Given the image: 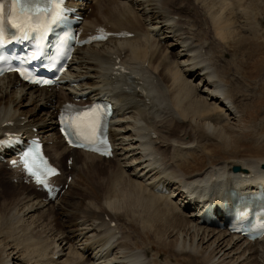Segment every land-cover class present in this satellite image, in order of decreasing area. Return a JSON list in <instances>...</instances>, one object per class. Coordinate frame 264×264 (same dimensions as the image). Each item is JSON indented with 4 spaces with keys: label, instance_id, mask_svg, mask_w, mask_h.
<instances>
[{
    "label": "bare ground",
    "instance_id": "1",
    "mask_svg": "<svg viewBox=\"0 0 264 264\" xmlns=\"http://www.w3.org/2000/svg\"><path fill=\"white\" fill-rule=\"evenodd\" d=\"M185 2L88 0L80 5L84 32L103 25L133 37L77 48L67 71L79 80L72 88L0 78V138L6 131L38 135L63 169L56 177L61 190L48 200L0 162L4 264H155L152 243L141 239L150 233L155 245L185 255L187 264H264V238L251 242L201 224L195 210L202 204L191 200L198 193L217 199L229 186L244 187V176L264 175V120L243 124L253 95L207 58V44L178 10ZM192 6L203 12L205 35L219 44L230 33L239 44L264 40V12L252 10L254 0H192ZM87 93L107 95L118 108L109 129L112 159L72 149L57 134L60 103ZM208 145L224 154L190 171ZM241 150L250 157H240ZM160 183L171 194L156 191Z\"/></svg>",
    "mask_w": 264,
    "mask_h": 264
},
{
    "label": "rangeland",
    "instance_id": "2",
    "mask_svg": "<svg viewBox=\"0 0 264 264\" xmlns=\"http://www.w3.org/2000/svg\"><path fill=\"white\" fill-rule=\"evenodd\" d=\"M185 1H186L185 4H182L181 9H178V10L181 12V14L183 16H185V17L187 16V19L189 18L188 19L189 26H190V28H193L192 31L195 34H197L198 36H200V37L202 36L201 37L202 41H204L205 44H207V47H206L207 48V53H206L207 58L210 61H212L211 63L213 65H217V67L223 71V76L226 77V80L228 82H229L228 77H231V76L234 77L235 79L238 78V79H236L237 81L240 79L238 82V87L240 88V90L242 92L244 90L245 91L250 90L251 96L253 95L252 99L254 102H253V104H251V106H248L251 108L247 107L246 120L244 121L243 124L245 126H247V124L249 125L253 120H255L254 123H257L261 120H264V116L262 113V111L264 112V60L262 59V55L264 52L258 46L259 43H260V46H263L264 40H262V39L260 40L258 38V39L251 40L252 42L248 41L246 43L239 44V43H237L238 42L237 35L230 33V34H227L225 37V39H227V41L224 39V41H221L219 44V42H217L216 40H214L212 38V34L211 35L209 34V36L205 35V34L208 35L209 31H207V33L203 32L205 30L204 28L206 27V24L203 23V21H204L203 12L197 8H196L197 10H194V9L190 10V8L192 6V0H185ZM260 1L261 0H254V3L256 5V7H254L252 9L254 12L259 13V8H260L261 12L262 11L264 12V9L262 6V1L261 2ZM259 3L261 5H259ZM193 8H195V7H193ZM197 13H198V15H200L201 19L200 18L199 19L198 18L193 19L196 17ZM200 13L202 14V16ZM260 17H261L260 14L256 16L257 19H261ZM191 20H192V22H191ZM261 20H262L261 25H263L264 24L263 23L264 17H262ZM190 23H191V25H190ZM200 30H202V31H200ZM234 36H235V38L233 40ZM210 46L212 49L210 48ZM250 48H251V51H250ZM208 51H210V52H208ZM208 53H209V55H208ZM171 56L172 55H170V58H173V56L172 57ZM195 78L196 77L194 76L192 80L197 82L198 79L197 78L195 79ZM244 85H246V86H244ZM253 91H254V93H253ZM245 94L248 95L247 92H245ZM238 100H240V99H238ZM257 119H258V121L256 122ZM211 146L212 145H208V148H211V150L209 152H206L204 155H200L191 161H190L191 157H189L187 159L186 168L188 169V171H189V167H188L189 161L191 162L190 163V171H194V170H199L200 168H204L206 166V164L210 161H213V162L217 161L222 156V154H224V151H223V149L220 148V146H215V147H211ZM243 152H244L243 150L240 151V154H239L240 157H243V156H244L243 158L250 157V155L247 152H244V153ZM101 162L103 163V161H101ZM104 163L108 164L109 162L104 161ZM104 166H105V168H104ZM104 166H102L103 174H104V176L107 177V175H105V173H106L105 169L107 168L106 171L109 173L111 171L109 170L107 165H104ZM191 167H193V168H191ZM89 175H91V174H89ZM89 180L91 182H93V181L97 182V180L98 181L100 180V176L98 177V179H92V178L90 179L89 178ZM4 188H7V186L4 185ZM179 199L180 198H177L176 201H178ZM216 231L217 230H215V232ZM3 239L6 241V238L1 237L0 243L3 242ZM141 239L144 242L150 241L152 243L154 251L153 250L151 251L152 252L151 256L154 258L155 264H166V262H168L169 264H187V261L189 258H186L185 255H183L182 257H175L174 254L171 253V251L173 253H175L172 249L169 250V249H165L164 247L155 245L154 244V238L152 237L151 233L148 235V239L143 235H142ZM138 246H140V245L138 244ZM203 246H205V244H203ZM1 247L2 246H0V264H4V259H3L4 254H2L3 252H2ZM234 256H236V254H234ZM198 264H201V263H198Z\"/></svg>",
    "mask_w": 264,
    "mask_h": 264
},
{
    "label": "snow or ice",
    "instance_id": "3",
    "mask_svg": "<svg viewBox=\"0 0 264 264\" xmlns=\"http://www.w3.org/2000/svg\"><path fill=\"white\" fill-rule=\"evenodd\" d=\"M8 7V12L5 13V7ZM63 0H0V46L5 42L4 39V23L7 18L8 22L12 24L13 27L17 28L21 32H26V30H33L34 24L38 23L41 18V14L52 13V22H56L61 19V15L64 11L62 7ZM103 38V37H102ZM24 75V73H21ZM27 79L28 77L25 76ZM36 83L50 84L52 81H34ZM73 123L81 131L91 129L95 131V124L93 118L88 120L83 119L82 114L75 117ZM73 124L70 123L69 127ZM27 155V154H26ZM15 163V162H13ZM53 174L54 169L50 170ZM35 175V173H33ZM37 182L41 184H46V180L37 177Z\"/></svg>",
    "mask_w": 264,
    "mask_h": 264
},
{
    "label": "water",
    "instance_id": "4",
    "mask_svg": "<svg viewBox=\"0 0 264 264\" xmlns=\"http://www.w3.org/2000/svg\"><path fill=\"white\" fill-rule=\"evenodd\" d=\"M233 169H234V170H238V167H234Z\"/></svg>",
    "mask_w": 264,
    "mask_h": 264
}]
</instances>
